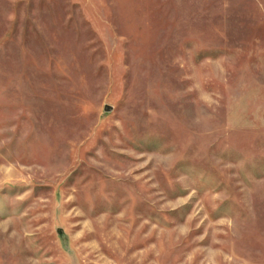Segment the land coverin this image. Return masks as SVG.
Segmentation results:
<instances>
[{"label":"rangeland","instance_id":"1","mask_svg":"<svg viewBox=\"0 0 264 264\" xmlns=\"http://www.w3.org/2000/svg\"><path fill=\"white\" fill-rule=\"evenodd\" d=\"M0 264H264V0H0Z\"/></svg>","mask_w":264,"mask_h":264}]
</instances>
